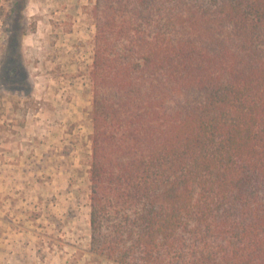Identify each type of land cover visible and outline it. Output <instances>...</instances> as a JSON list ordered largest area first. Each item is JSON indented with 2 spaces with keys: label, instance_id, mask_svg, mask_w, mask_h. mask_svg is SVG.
Instances as JSON below:
<instances>
[{
  "label": "trees",
  "instance_id": "1",
  "mask_svg": "<svg viewBox=\"0 0 264 264\" xmlns=\"http://www.w3.org/2000/svg\"><path fill=\"white\" fill-rule=\"evenodd\" d=\"M90 252L264 264V0H95Z\"/></svg>",
  "mask_w": 264,
  "mask_h": 264
},
{
  "label": "rangeland",
  "instance_id": "2",
  "mask_svg": "<svg viewBox=\"0 0 264 264\" xmlns=\"http://www.w3.org/2000/svg\"><path fill=\"white\" fill-rule=\"evenodd\" d=\"M95 0H0V264L90 252Z\"/></svg>",
  "mask_w": 264,
  "mask_h": 264
}]
</instances>
